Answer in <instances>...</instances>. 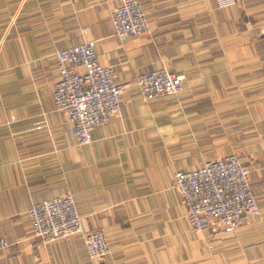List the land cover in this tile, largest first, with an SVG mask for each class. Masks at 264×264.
Segmentation results:
<instances>
[{
  "label": "crops",
  "instance_id": "crops-1",
  "mask_svg": "<svg viewBox=\"0 0 264 264\" xmlns=\"http://www.w3.org/2000/svg\"><path fill=\"white\" fill-rule=\"evenodd\" d=\"M137 1L149 33L121 43L120 0H0V264H82L81 236L30 232L32 204L67 192L110 244L102 264H264V0ZM87 41L129 88L80 146L52 94L56 50ZM149 65L183 76L180 94L145 101L135 82ZM231 154L260 215L191 235L172 175Z\"/></svg>",
  "mask_w": 264,
  "mask_h": 264
},
{
  "label": "built area",
  "instance_id": "built-area-1",
  "mask_svg": "<svg viewBox=\"0 0 264 264\" xmlns=\"http://www.w3.org/2000/svg\"><path fill=\"white\" fill-rule=\"evenodd\" d=\"M110 21L121 43L149 33L147 16L137 0H120L110 13ZM55 59L58 79L52 94L54 109L66 116L78 145H88L96 127L120 116L121 96L129 84L117 82L115 70L101 65L92 41L58 49ZM183 83V76L149 65L135 85L142 98L150 102L178 96ZM169 188L186 207L191 234L208 229L233 233L260 215L249 184V170L233 154L188 172L175 171ZM27 214L32 237L45 243L81 236L86 257L82 264H102L111 253L103 232L85 227L69 192L35 202ZM7 246L0 239V249Z\"/></svg>",
  "mask_w": 264,
  "mask_h": 264
},
{
  "label": "rangeland",
  "instance_id": "rangeland-1",
  "mask_svg": "<svg viewBox=\"0 0 264 264\" xmlns=\"http://www.w3.org/2000/svg\"><path fill=\"white\" fill-rule=\"evenodd\" d=\"M234 155V154H233ZM236 156V155H235ZM224 157V156H223ZM237 157V156H236ZM238 159H239V157H237ZM239 161H240V159H239ZM191 234V233H190ZM191 235H195V234H191Z\"/></svg>",
  "mask_w": 264,
  "mask_h": 264
}]
</instances>
